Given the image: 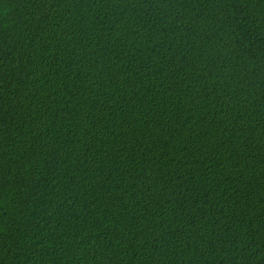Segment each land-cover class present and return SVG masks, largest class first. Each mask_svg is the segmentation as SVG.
<instances>
[{
  "label": "trees",
  "instance_id": "1",
  "mask_svg": "<svg viewBox=\"0 0 264 264\" xmlns=\"http://www.w3.org/2000/svg\"><path fill=\"white\" fill-rule=\"evenodd\" d=\"M0 264H264V0H0Z\"/></svg>",
  "mask_w": 264,
  "mask_h": 264
}]
</instances>
